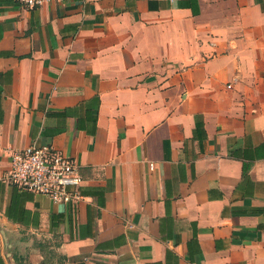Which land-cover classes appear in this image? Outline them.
I'll return each instance as SVG.
<instances>
[{"label": "crops", "instance_id": "obj_1", "mask_svg": "<svg viewBox=\"0 0 264 264\" xmlns=\"http://www.w3.org/2000/svg\"><path fill=\"white\" fill-rule=\"evenodd\" d=\"M31 145L78 203L2 179ZM0 264H264V0H0Z\"/></svg>", "mask_w": 264, "mask_h": 264}, {"label": "built area", "instance_id": "obj_2", "mask_svg": "<svg viewBox=\"0 0 264 264\" xmlns=\"http://www.w3.org/2000/svg\"><path fill=\"white\" fill-rule=\"evenodd\" d=\"M29 8L52 0H15ZM10 170L2 179L24 190L41 193L56 203L76 204L83 198V177L77 160L51 146L11 149ZM154 168V164H150Z\"/></svg>", "mask_w": 264, "mask_h": 264}]
</instances>
